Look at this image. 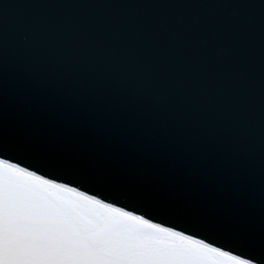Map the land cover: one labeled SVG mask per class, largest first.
<instances>
[{"label":"water","instance_id":"95a60500","mask_svg":"<svg viewBox=\"0 0 264 264\" xmlns=\"http://www.w3.org/2000/svg\"><path fill=\"white\" fill-rule=\"evenodd\" d=\"M0 156L264 264V0H0Z\"/></svg>","mask_w":264,"mask_h":264},{"label":"snow or ice","instance_id":"6c2138e0","mask_svg":"<svg viewBox=\"0 0 264 264\" xmlns=\"http://www.w3.org/2000/svg\"><path fill=\"white\" fill-rule=\"evenodd\" d=\"M0 264H251L0 156Z\"/></svg>","mask_w":264,"mask_h":264}]
</instances>
